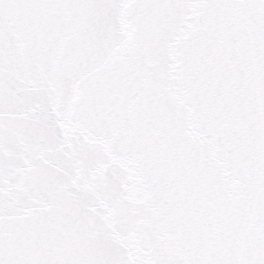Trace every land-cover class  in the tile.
<instances>
[{
	"label": "snow or ice",
	"instance_id": "1",
	"mask_svg": "<svg viewBox=\"0 0 264 264\" xmlns=\"http://www.w3.org/2000/svg\"><path fill=\"white\" fill-rule=\"evenodd\" d=\"M0 264H264V0H0Z\"/></svg>",
	"mask_w": 264,
	"mask_h": 264
}]
</instances>
